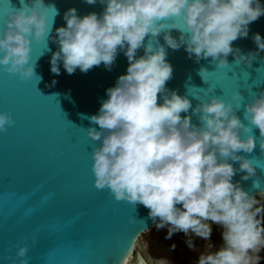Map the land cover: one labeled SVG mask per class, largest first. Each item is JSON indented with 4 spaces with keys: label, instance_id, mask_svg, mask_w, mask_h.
<instances>
[{
    "label": "clouds",
    "instance_id": "obj_1",
    "mask_svg": "<svg viewBox=\"0 0 264 264\" xmlns=\"http://www.w3.org/2000/svg\"><path fill=\"white\" fill-rule=\"evenodd\" d=\"M19 2V7L4 10V71L30 80L36 67L30 62L31 45L44 43L47 50L48 40L57 45L49 61L50 72L57 75L61 66L68 74L77 69L86 73L102 63L111 70L119 52L127 57L126 72L106 89L98 112L87 117L93 125L87 136L99 141L91 153L94 185L106 188L117 201L142 204L157 228L167 227L166 238L183 232L191 250L196 249L194 238L207 242L195 264H260L264 190L250 195L233 176L242 172V179L254 177L260 165L241 152L252 153L258 142L264 154V90L243 102L239 90L225 101L209 95V87L192 107L187 96L166 87L173 71L166 46H183L197 62L211 57L218 69L229 66V54L237 64L249 65L264 50V38L252 34L256 53L243 54L232 42L248 37L249 24L264 15L260 0H99L104 6L100 13L78 15L75 7L66 9L65 25L55 28V36L48 23L52 7L45 0ZM173 29L179 30L178 38L171 35ZM161 33L164 44L158 40ZM139 49L142 55H137ZM208 72L200 69L205 82ZM241 106L243 119L237 114ZM13 123L10 115L0 113V131ZM212 224L221 229L219 247L208 242ZM26 252L27 245L18 247L19 264H27Z\"/></svg>",
    "mask_w": 264,
    "mask_h": 264
},
{
    "label": "water",
    "instance_id": "obj_2",
    "mask_svg": "<svg viewBox=\"0 0 264 264\" xmlns=\"http://www.w3.org/2000/svg\"><path fill=\"white\" fill-rule=\"evenodd\" d=\"M260 2L264 5V0ZM45 4L52 7L48 9L52 36L55 28L65 25L66 9L75 7L78 15H84L100 13L104 7L99 0L96 4L45 0ZM12 6L19 7V0H0V31L6 19L4 10ZM253 33L264 38V15L251 22L248 37L233 41V46L243 54L256 53ZM171 35L178 38L180 32L173 29ZM158 40L164 44L163 33ZM56 48L52 40L47 50L44 43L31 45L30 62L36 67L30 80L0 66V113L14 121L0 131V264L11 260L19 264L15 254L21 245H27V264H123L156 222L142 204L117 201L106 188L94 185L91 153L99 141L87 136V128L93 126L87 117L98 112L107 98L106 89L126 72L128 60L119 52L111 70L102 63L86 73L77 69L68 74L61 66L57 75L50 72L49 63ZM166 50L173 68L166 87L187 96L192 107L198 103L196 96L209 87L213 89L209 95L222 96L225 101L239 90L243 102L264 90V50L249 65L237 64L229 54V66L220 69L211 57L199 62L190 58L183 46L177 50L166 46ZM142 54L139 49L137 55ZM202 67L209 71L207 82L199 74ZM221 74L223 78L218 79ZM237 114L243 119L242 106ZM192 121L198 123L195 115ZM253 134L259 136V130L253 129ZM240 154L259 160L260 165L254 177L242 179L244 173L237 172L233 182L256 195L264 190V154L258 142L252 153ZM233 166L239 167V162ZM255 180L261 184L255 186Z\"/></svg>",
    "mask_w": 264,
    "mask_h": 264
},
{
    "label": "rangeland",
    "instance_id": "obj_3",
    "mask_svg": "<svg viewBox=\"0 0 264 264\" xmlns=\"http://www.w3.org/2000/svg\"><path fill=\"white\" fill-rule=\"evenodd\" d=\"M167 231L168 229L166 226L161 228L155 227L151 231L143 234L139 240L140 251L145 253L150 258L163 256V261L168 264L178 263L174 255L175 251L185 253L186 257L191 258L190 261L197 259L199 252L197 246H200V243L196 245V238L193 240V244L196 249L191 250L188 248L186 243L188 237L183 232H175L170 238H166ZM202 241L205 245L207 244L204 240Z\"/></svg>",
    "mask_w": 264,
    "mask_h": 264
},
{
    "label": "flooded vegetation",
    "instance_id": "obj_4",
    "mask_svg": "<svg viewBox=\"0 0 264 264\" xmlns=\"http://www.w3.org/2000/svg\"><path fill=\"white\" fill-rule=\"evenodd\" d=\"M257 199H259L258 196H257ZM211 227H212V231H211V236H210L209 241L213 245V247H219L223 242L222 237H221V229L215 224H212ZM202 240L203 239L196 238V242H195L196 245L200 243V246H197L199 252L202 251L206 247V245L204 244ZM174 255L178 261L177 264H195V261L197 260L196 259L194 261H190L191 258L186 257L185 253L179 252V251H175ZM260 255L261 257H264V250L260 252ZM131 258L132 259L130 260L129 264H139V261L141 259L145 261V264H161V262L163 261V256H155L154 258H150L145 253L141 252L139 244H137L136 251L131 256ZM163 262L164 264H168L165 261ZM260 264H264V259H261Z\"/></svg>",
    "mask_w": 264,
    "mask_h": 264
},
{
    "label": "bare ground",
    "instance_id": "obj_5",
    "mask_svg": "<svg viewBox=\"0 0 264 264\" xmlns=\"http://www.w3.org/2000/svg\"><path fill=\"white\" fill-rule=\"evenodd\" d=\"M130 257H131V256H130ZM130 257H129V258H130ZM129 258L127 259V260H128V261H127V264H129V262H130Z\"/></svg>",
    "mask_w": 264,
    "mask_h": 264
},
{
    "label": "snow or ice",
    "instance_id": "obj_6",
    "mask_svg": "<svg viewBox=\"0 0 264 264\" xmlns=\"http://www.w3.org/2000/svg\"><path fill=\"white\" fill-rule=\"evenodd\" d=\"M123 264H127V261H126V260H124V261H123Z\"/></svg>",
    "mask_w": 264,
    "mask_h": 264
}]
</instances>
